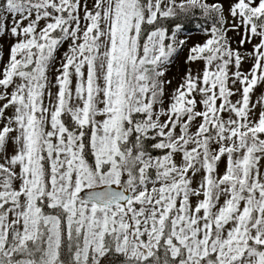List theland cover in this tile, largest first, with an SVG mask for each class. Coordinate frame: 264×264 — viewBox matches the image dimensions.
Returning <instances> with one entry per match:
<instances>
[{
	"label": "snow or ice",
	"instance_id": "1",
	"mask_svg": "<svg viewBox=\"0 0 264 264\" xmlns=\"http://www.w3.org/2000/svg\"><path fill=\"white\" fill-rule=\"evenodd\" d=\"M0 264H264V0H0Z\"/></svg>",
	"mask_w": 264,
	"mask_h": 264
},
{
	"label": "rangeland",
	"instance_id": "2",
	"mask_svg": "<svg viewBox=\"0 0 264 264\" xmlns=\"http://www.w3.org/2000/svg\"><path fill=\"white\" fill-rule=\"evenodd\" d=\"M202 39V36H200L198 33L194 32L192 37H191V41L190 42H199ZM187 49H185L184 52H182L180 54V56L177 58L175 64L173 65L172 69H171V75H176L180 66L182 65L184 56L186 54Z\"/></svg>",
	"mask_w": 264,
	"mask_h": 264
},
{
	"label": "trees",
	"instance_id": "3",
	"mask_svg": "<svg viewBox=\"0 0 264 264\" xmlns=\"http://www.w3.org/2000/svg\"><path fill=\"white\" fill-rule=\"evenodd\" d=\"M194 32H195V31H194ZM194 32H193V33H194Z\"/></svg>",
	"mask_w": 264,
	"mask_h": 264
}]
</instances>
